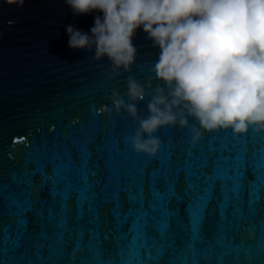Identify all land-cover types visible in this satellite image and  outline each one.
Wrapping results in <instances>:
<instances>
[{"label":"water","instance_id":"obj_1","mask_svg":"<svg viewBox=\"0 0 264 264\" xmlns=\"http://www.w3.org/2000/svg\"><path fill=\"white\" fill-rule=\"evenodd\" d=\"M97 15L102 16V13L93 11L85 15H74L65 0H25L22 7L8 5L0 0V185L5 182L11 184L10 177L13 174L22 182L32 179L23 175L26 169L32 167L29 161L46 163L53 155L64 156L69 151L73 159H76V149L85 145L91 150V166L99 173L95 179L104 181L108 176L106 161L122 172L133 166L146 167L151 171L155 164L150 162L154 161L158 154L162 155L163 151L171 148L174 153L173 167H176L182 164L186 151H199L201 148L206 151L213 137L231 139L233 136L231 130L204 131L201 139L193 144L190 128L162 127L156 133L161 140L157 154L148 156L137 153L132 148L129 137L135 134L139 124L124 112L117 114L109 97L113 91H117L127 102L126 84L129 76H133L146 87L150 85L149 95L136 105L140 116L146 117L150 90L160 83L149 79L154 77L150 68L159 58L160 50L153 47V42L148 39L143 28L139 29L133 38L137 56L131 71L120 70V75L110 78L112 68L107 58L96 60L93 58L94 50H74L68 47L66 26L72 25L90 35ZM189 122L196 123L191 118ZM225 133L228 136H225ZM243 135L249 137L247 147L251 157L254 147L258 146V138L264 136V132L250 129ZM253 137L257 140L255 145ZM118 148L122 150L118 151ZM214 155L209 153L210 158ZM76 162L79 163V160L76 159ZM205 171L211 172V164ZM138 179L145 180V200H152L147 178ZM249 179H252L250 171L245 185ZM26 186V183H21L19 187L12 185L17 191ZM101 187L103 185L98 186L96 191L99 192ZM185 187L184 174L181 173L176 191L182 197V202L177 203L174 199L169 206V235L175 236L177 240L187 238L191 219L188 204L196 195L194 192L185 195ZM30 193L33 201H47V204H35V208L43 207L45 211L42 221L38 220L34 213L28 214L29 238L25 239L24 248L21 250L25 254H30L34 249L36 241L33 234L39 231L40 223L44 224L49 232L52 231L51 224L55 221H48V208L54 207L57 213L60 211L59 202L53 204L48 189L42 188L39 176L35 177ZM3 195L0 191V225L12 223L14 219L7 215ZM220 196V185L217 183L214 198L208 205L203 221L205 235L212 237L217 233L219 226L223 225L237 241L247 239L251 242L253 235L258 238L260 217L252 216L248 212L247 194L243 197V223L239 219L234 221L230 214L227 221L221 219L217 207ZM120 199L124 210L127 211L129 204L126 194L121 193ZM68 206L69 228L82 225L87 230L90 227L87 223V211L85 210L84 220L78 221L75 199L69 200ZM112 207L113 204L110 203L99 205L101 233H109L112 229ZM144 208H148L147 203ZM160 216V211L151 213L150 222L152 217ZM233 223L238 230L233 229ZM253 225L255 233L250 230ZM149 231L151 233V229ZM74 237L75 233H72V238ZM105 246H109L107 242ZM8 248L11 249L10 244ZM24 258L20 253L11 250L0 253V259L8 261Z\"/></svg>","mask_w":264,"mask_h":264},{"label":"snow or ice","instance_id":"obj_2","mask_svg":"<svg viewBox=\"0 0 264 264\" xmlns=\"http://www.w3.org/2000/svg\"><path fill=\"white\" fill-rule=\"evenodd\" d=\"M248 142L247 135H233L231 139L215 136L206 151L203 148L186 151L182 164L176 167H173L174 153L169 148L150 162L155 164L151 171L133 166L122 172L106 161L108 176L104 181L95 179L99 173L91 166V150L87 145L76 149L79 163L70 151L64 156L55 154L46 163L29 161L32 167L23 175L32 179L22 182L13 174L11 184L0 185L7 215L14 218L12 223L0 225V253L11 250L25 258L19 261L0 259V264H264V136L258 138V146L254 147L251 157ZM256 143L253 137V144ZM209 153L215 154L214 157L210 158ZM210 164L211 172L205 171ZM249 171L252 179L245 185ZM181 173L186 184L185 195L189 192L196 195L188 204L191 219L187 238L177 240L169 235V206L174 199L182 202L176 191ZM37 176L42 188L48 189L53 204L59 202L60 211L48 208V221H55L51 224L52 231L40 223L39 231L33 234L34 249L25 254L21 250L25 239L29 238L28 214L34 213L42 221L45 211L43 207L35 208V204H47V201L32 200L30 188ZM145 177L152 196L150 201L145 200V180L138 179ZM21 183L27 186L19 191L13 189L12 185L19 187ZM217 183L221 193L217 204L221 219L227 221L230 214L234 221L244 222L243 197L246 193L248 212L260 217L258 238L253 235L251 242L247 239L237 241L223 225L212 237L205 235L203 221ZM100 185L103 187L97 192ZM133 188L135 191H131ZM121 193L126 194L127 211L123 208ZM71 199H75L78 221L84 220L85 210L89 214L87 230L82 225L69 228L67 214ZM106 203L113 204L110 213L114 222L109 233H101L99 205ZM157 211L161 216L152 217L150 222V214ZM233 229L238 230L235 223ZM250 230L255 233L254 225ZM72 233H75L74 238Z\"/></svg>","mask_w":264,"mask_h":264},{"label":"clouds","instance_id":"obj_3","mask_svg":"<svg viewBox=\"0 0 264 264\" xmlns=\"http://www.w3.org/2000/svg\"><path fill=\"white\" fill-rule=\"evenodd\" d=\"M3 2L22 7L25 0ZM65 2L74 15L102 13L90 35L72 25L66 31L69 48L94 50V59H108L110 78L131 71L139 29L160 50L149 78L160 83L150 90L146 117L136 105L149 95L150 85L129 76L127 102L117 91L109 97L117 114L138 122L129 137L137 153L155 156L161 146L156 133L168 126L190 128L193 144L204 131L264 132V0Z\"/></svg>","mask_w":264,"mask_h":264}]
</instances>
